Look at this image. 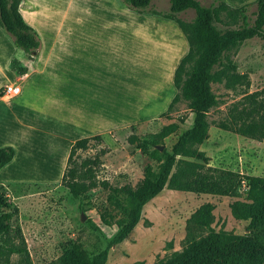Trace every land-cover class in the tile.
I'll use <instances>...</instances> for the list:
<instances>
[{
  "label": "trees",
  "instance_id": "16d2710c",
  "mask_svg": "<svg viewBox=\"0 0 264 264\" xmlns=\"http://www.w3.org/2000/svg\"><path fill=\"white\" fill-rule=\"evenodd\" d=\"M151 1L125 0V3L143 12ZM20 2L0 0V25L12 36L15 46L30 56L40 41L37 32L20 13ZM168 2L167 11L152 10V13L178 24L188 41V51L174 71L176 93L160 116L171 118L169 112L173 106L184 102L193 114L192 125L177 137L170 152L164 148L159 150L157 146L163 145L164 139L178 129L177 122L163 125L147 136L135 133L128 136V141L142 153L159 160L157 169L151 164L144 166L143 176L135 185L113 186L108 181L96 179L95 168L101 166L105 149L80 162L74 160L78 150L88 148L91 140L101 142L102 135L83 137L73 142L61 183L75 198L100 183L108 191L107 201L111 206L99 210L100 220L108 226L116 225L117 230L102 249L91 253L80 242H73L57 259L47 264H105L109 249L126 239L138 224L142 207L165 188L235 197L239 195L243 180L247 187L244 199H236L229 204L234 218L248 222L243 234L215 229L212 226L214 204L204 202L187 219L182 248L151 264H264V177L209 165L210 157L199 148L209 137V111L218 105L212 82H224L227 88L240 96L228 105L225 116L213 124L224 131L254 140L264 138V86L249 91L248 76L235 73L236 65L230 59L231 53L245 39L264 37V0L252 2L256 5L253 21L247 13L250 3L233 7L225 0H215L209 5L199 0ZM187 9H193L195 13L189 22L178 17ZM215 21L236 27L221 31L215 26ZM18 62L12 59L11 68L19 74L25 73L23 66L16 69ZM184 120V117L179 118L180 122ZM14 153L11 146L0 148V169L12 160ZM16 212L17 208L10 209L8 196L0 188V263L7 264L10 255L21 254L26 259L25 264H31L21 229L11 223Z\"/></svg>",
  "mask_w": 264,
  "mask_h": 264
},
{
  "label": "crops",
  "instance_id": "0c3cea01",
  "mask_svg": "<svg viewBox=\"0 0 264 264\" xmlns=\"http://www.w3.org/2000/svg\"><path fill=\"white\" fill-rule=\"evenodd\" d=\"M57 1L21 0L40 43L18 60L25 73L9 57L0 64V88L20 87L13 96L0 91V148L15 152L0 169L1 184L28 181L22 174L38 172L55 141L66 143L68 156L77 139L154 123L176 93L174 71L188 41L174 20L125 0Z\"/></svg>",
  "mask_w": 264,
  "mask_h": 264
},
{
  "label": "rangeland",
  "instance_id": "374dc122",
  "mask_svg": "<svg viewBox=\"0 0 264 264\" xmlns=\"http://www.w3.org/2000/svg\"><path fill=\"white\" fill-rule=\"evenodd\" d=\"M59 1L56 4L60 5ZM199 1L209 5L215 0ZM225 1L234 7L250 3L247 13L253 21L256 11V5L252 3L254 0ZM168 9V0H152L146 11L152 13V10ZM178 17L189 22L194 19L195 13L193 9H187L179 13ZM55 20L57 17L54 15L50 22ZM214 24L221 31L236 27L220 21H215ZM38 37L40 41V35ZM24 54L15 46L12 36L0 25V64H3L7 57L11 58L10 60H21ZM230 59L236 65L235 73L248 76L249 91L264 86L263 36L245 39L231 53ZM16 66L18 69L22 65L18 62ZM211 88L218 99V105L209 111V137L199 147L210 157L209 165L264 177V138L261 141L254 140L224 131L213 124V121L225 116L228 105L240 96L236 91L227 88L224 82H212ZM169 115L171 118L159 116L160 119H156L154 123L140 128L102 134L101 142L91 140L88 148L76 152L74 160L80 162L105 149L106 152L101 156V166L95 168L96 179L99 182L108 181L113 186L126 183L135 185L143 176L144 166L151 164L157 169L159 160L142 153L135 144L128 141V136L132 133L147 136L160 130L163 125L177 122L178 129L167 136L162 145L170 152L177 137L192 125L193 114L184 102H178ZM181 117L185 118L183 122L179 121ZM98 129L101 128L98 126ZM55 143V151L45 152L46 156L40 158L38 166L35 167L38 172L30 170L22 174L28 177V181L20 182L14 179L0 183L2 192L8 196L10 209L17 208L11 223L21 229L31 264H47L57 259L73 242H80L87 251L93 253L102 249L117 230L116 225L108 226L100 220L99 210L105 206L111 207L107 201L108 191L104 190L100 183L78 198L73 197L61 183L67 160L66 143L63 140ZM244 197L245 191L242 188L235 197L165 188L142 207L138 224L126 239L109 249L105 264H132L135 261L151 264L168 256L173 250H180L187 232V219L204 202L214 204L212 226L215 229L223 228L243 234L248 222L234 218L229 204ZM82 214L85 216L84 220L81 218ZM8 259L7 264L26 263L24 255L21 254H12Z\"/></svg>",
  "mask_w": 264,
  "mask_h": 264
},
{
  "label": "built area",
  "instance_id": "2783aa9c",
  "mask_svg": "<svg viewBox=\"0 0 264 264\" xmlns=\"http://www.w3.org/2000/svg\"><path fill=\"white\" fill-rule=\"evenodd\" d=\"M0 91H1V94H3V95H9V96L12 95L13 96V95H17L20 92V87L18 85L6 84V85L2 86V88H0ZM242 189L244 191H246V189H247L246 183L244 180L242 181Z\"/></svg>",
  "mask_w": 264,
  "mask_h": 264
},
{
  "label": "water",
  "instance_id": "95a60500",
  "mask_svg": "<svg viewBox=\"0 0 264 264\" xmlns=\"http://www.w3.org/2000/svg\"><path fill=\"white\" fill-rule=\"evenodd\" d=\"M157 148H158L159 150H162V149H163V146H162V145H159V146H157ZM81 218H82V220L85 219L84 214H82Z\"/></svg>",
  "mask_w": 264,
  "mask_h": 264
}]
</instances>
